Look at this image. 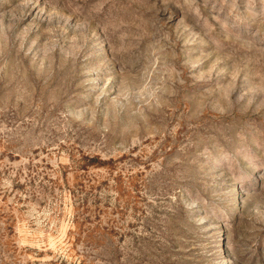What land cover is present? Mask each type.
<instances>
[{
  "label": "rangeland",
  "instance_id": "rangeland-1",
  "mask_svg": "<svg viewBox=\"0 0 264 264\" xmlns=\"http://www.w3.org/2000/svg\"><path fill=\"white\" fill-rule=\"evenodd\" d=\"M0 264H264V0H0Z\"/></svg>",
  "mask_w": 264,
  "mask_h": 264
}]
</instances>
